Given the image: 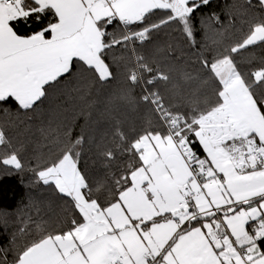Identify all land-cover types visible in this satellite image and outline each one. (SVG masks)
<instances>
[{"label":"snow or ice","instance_id":"6c2138e0","mask_svg":"<svg viewBox=\"0 0 264 264\" xmlns=\"http://www.w3.org/2000/svg\"><path fill=\"white\" fill-rule=\"evenodd\" d=\"M209 3L0 0V107L35 111L62 80L88 74L102 87L122 81L116 98L146 109L131 133L117 122L115 150L101 148L106 167L127 160L106 180L80 167L91 138L65 133L35 171L71 215L38 225L12 264H264V62H240L264 45V17L238 39L192 52V71L183 51L169 47L163 62L142 51L173 24L197 47L193 16ZM0 145L11 147L3 127ZM2 162L22 169L14 151Z\"/></svg>","mask_w":264,"mask_h":264},{"label":"trees","instance_id":"16d2710c","mask_svg":"<svg viewBox=\"0 0 264 264\" xmlns=\"http://www.w3.org/2000/svg\"><path fill=\"white\" fill-rule=\"evenodd\" d=\"M213 15L219 20L210 19ZM261 17L264 10L256 0H252L251 5L249 0H210L193 16L197 47L192 48L179 26L173 24L157 33L154 42L142 51L160 62L168 56L169 47L176 49L177 56L183 51L181 62L192 71L196 67L192 52L210 50L217 46L214 41L227 43L240 38L249 24ZM120 54L117 49L116 55ZM240 62L246 69L259 67L264 62V45L250 46L240 54ZM122 86V81H117L102 87L85 74L62 80L35 111H18L11 103L0 107V127L11 144V147L0 145V259L6 258L8 264H12L16 250L36 238L38 225L51 229L70 217L66 198L54 190V186L39 181L35 171L42 168L67 139L66 132L71 130L73 139L80 134L91 138L83 145L80 161V167L86 168L91 178L106 180L110 173L126 165L127 160L120 156L111 167H106L100 155L102 147L116 149L113 131L117 122L130 133L144 123L145 108L132 110L116 98ZM13 151L22 169L3 164L4 156Z\"/></svg>","mask_w":264,"mask_h":264}]
</instances>
